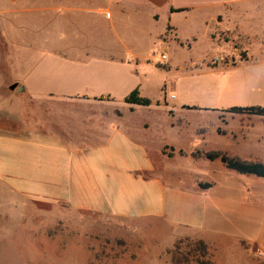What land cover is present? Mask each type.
<instances>
[{
	"label": "crops",
	"instance_id": "obj_1",
	"mask_svg": "<svg viewBox=\"0 0 264 264\" xmlns=\"http://www.w3.org/2000/svg\"><path fill=\"white\" fill-rule=\"evenodd\" d=\"M188 25L196 28L188 32ZM201 37L216 53L238 41L248 56L264 54V0H0V91L7 89L3 80L8 74L11 78L26 72L15 68L14 56L27 58L35 51L42 60L29 71L36 72L37 86L47 90L31 88V99L45 113L36 128L27 120L22 126L13 100L0 98L5 219L32 221L36 232L44 234L59 232L61 217L72 214L74 264H93L94 259L125 264L124 257L100 252L113 242L93 240L91 226L93 217L118 225L128 221L147 227L153 237L162 234L159 241L136 242L142 252L130 262L162 264L163 252L188 237L179 232L189 229V216L198 214L189 202L202 192L196 186L190 194L187 187L171 182L203 180L207 173L204 162L192 156L197 146L170 145L167 130L187 131L193 144L195 136L183 122L189 112L229 109L166 103L167 120L158 129L140 113L152 101L141 106L125 99L135 89L144 96L140 74L149 66L148 46L181 45L183 39ZM13 80L10 90L14 84L15 90L28 88L18 76ZM119 83L129 84L127 95L114 94ZM180 110L187 113L180 116ZM232 120L241 128L242 118ZM221 150L215 145L210 149ZM173 162H182L184 168L172 169ZM145 254L149 257H141ZM36 264L52 262L41 258Z\"/></svg>",
	"mask_w": 264,
	"mask_h": 264
},
{
	"label": "rangeland",
	"instance_id": "obj_2",
	"mask_svg": "<svg viewBox=\"0 0 264 264\" xmlns=\"http://www.w3.org/2000/svg\"><path fill=\"white\" fill-rule=\"evenodd\" d=\"M195 28L194 25H188L187 31L191 32ZM223 38L229 39L227 36ZM181 43L174 42L170 46L156 43L146 48L149 66L140 74V78L144 82L143 97L151 100L153 105L148 110L140 111L144 120L149 119L151 124L160 129L167 120L164 113L166 103L223 109L264 107V54L255 52L248 56L238 41L233 45L230 43V47L218 53L206 38L201 37L198 41L187 38ZM234 49H238V52ZM162 54L168 56L167 64L172 62L171 67H164ZM217 57L224 60L216 62ZM13 59L16 61L15 68H23L26 72L13 73L11 78L8 74V79L3 80L7 89L0 91V98L13 100L12 105L19 111L22 126L26 125L27 120L28 124L36 128L37 123L45 118V113L31 99V88L37 92L47 90L37 86L34 82L36 72L30 73L29 70L36 68L42 58L35 51L27 58L14 56ZM16 76L28 87L23 93L20 88L10 90V83L15 81L13 78ZM121 85L118 84L117 92L112 90L118 97L126 94L130 87L129 84ZM157 102L161 106H156ZM178 113L184 116L187 112L180 110ZM232 118H242L241 128L236 127ZM183 122L187 124L190 136H195V142H190L187 131L169 129L168 134L166 130L164 133L170 145L185 149L194 145L197 146L196 151L200 152H208L215 145L229 156L264 163L263 116H234L227 111L218 114L189 112ZM199 159V162H204L207 172L203 180H168L173 185L187 187L190 194H195L192 191H195L196 186L202 192L189 202L190 207L198 209V214L189 216V229L179 232L188 237L163 252L161 257L166 260H162V264H244L250 259L263 262L264 179L227 169L219 160L212 163L204 158ZM183 162L189 163L187 159ZM207 164H212L213 168ZM170 167L174 170L184 168L182 162H173ZM2 183L0 181V194L4 193ZM205 184H211L212 187L203 188ZM4 207L0 200V264H36L41 258L49 259L52 264H74L72 241L76 234L69 228L72 226V214L61 217L59 232L48 231L43 234L36 232L32 221L23 224L21 217H14L15 221L9 223L5 219ZM91 227L93 240L113 242L111 248L100 252L108 258L124 257L125 264H132L130 259L142 252L135 245L136 242L162 240L161 233V236L157 233L153 237L146 231L147 227L128 221L118 225L114 220L93 217ZM201 238L207 245L206 255L198 242ZM259 252H262L263 257L258 256ZM141 257L149 256L145 254ZM107 263L110 264L93 261V264Z\"/></svg>",
	"mask_w": 264,
	"mask_h": 264
},
{
	"label": "trees",
	"instance_id": "obj_3",
	"mask_svg": "<svg viewBox=\"0 0 264 264\" xmlns=\"http://www.w3.org/2000/svg\"><path fill=\"white\" fill-rule=\"evenodd\" d=\"M125 102L128 104H134V105H141V106H150L151 100L147 98H143L140 96V92L138 89H135L126 99ZM230 113L234 114H255L259 116L264 117V107H233L228 110ZM167 154V151H165ZM182 155L184 152H180ZM169 156H173V154H169ZM192 156L194 158H204L208 161H221L227 169H230L232 171H236L239 174L242 175H251L256 176L258 178L264 179V163L261 162H254V161H246L239 157H232L229 156L226 153H223L221 151H208V152H200L196 151L192 153ZM203 188H211V184H205L202 186ZM201 247L203 248L204 254H207V245L205 241L199 240L198 241Z\"/></svg>",
	"mask_w": 264,
	"mask_h": 264
},
{
	"label": "built area",
	"instance_id": "obj_4",
	"mask_svg": "<svg viewBox=\"0 0 264 264\" xmlns=\"http://www.w3.org/2000/svg\"><path fill=\"white\" fill-rule=\"evenodd\" d=\"M234 51H235V52H238V49H234ZM215 60H216V62H218V61H223L224 58H222V57H217ZM161 61L164 63V66H166V65H167V62H168V56H167L166 54H162V55H161ZM172 98H174V96H173ZM258 256H259V257H263L262 252H259V253H258Z\"/></svg>",
	"mask_w": 264,
	"mask_h": 264
},
{
	"label": "water",
	"instance_id": "obj_5",
	"mask_svg": "<svg viewBox=\"0 0 264 264\" xmlns=\"http://www.w3.org/2000/svg\"><path fill=\"white\" fill-rule=\"evenodd\" d=\"M18 87V84H14L12 87H11V90H15L16 88ZM20 91H24L23 88L20 89Z\"/></svg>",
	"mask_w": 264,
	"mask_h": 264
}]
</instances>
